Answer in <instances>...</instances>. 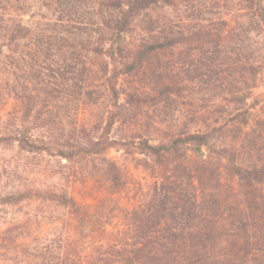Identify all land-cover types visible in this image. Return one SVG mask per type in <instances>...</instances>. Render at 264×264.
Here are the masks:
<instances>
[{
    "label": "trees",
    "instance_id": "1",
    "mask_svg": "<svg viewBox=\"0 0 264 264\" xmlns=\"http://www.w3.org/2000/svg\"><path fill=\"white\" fill-rule=\"evenodd\" d=\"M46 1L48 13L31 25L30 0H0V76L5 95L22 105L0 110V146L59 156L81 174H93L89 163L99 158L115 184L120 168L103 153L133 148L153 183L126 209L121 236L87 258L36 241L19 216L0 223V255L15 264L21 254L33 264H264V118L250 123L264 68V40H255L264 0ZM169 10L181 11L180 21ZM126 77L132 84L122 90ZM195 85L214 92L203 124L184 122L154 141L144 117ZM102 104L110 108L104 127L64 124L73 106ZM33 200L81 224L90 216L65 188L0 190V207Z\"/></svg>",
    "mask_w": 264,
    "mask_h": 264
},
{
    "label": "rangeland",
    "instance_id": "2",
    "mask_svg": "<svg viewBox=\"0 0 264 264\" xmlns=\"http://www.w3.org/2000/svg\"><path fill=\"white\" fill-rule=\"evenodd\" d=\"M30 1L33 6L30 12L24 15V21L36 25L41 20V15L48 13L45 6L47 1ZM169 12L175 21H180L181 11L169 10ZM193 21L188 23L193 24ZM255 40L261 46L264 33L261 37H255ZM5 80L6 77L0 76V110L6 115L9 111L21 112V103L5 95L3 90ZM131 80L127 77L122 78L119 87L122 90L129 89L132 84ZM135 84L141 85L142 82L138 80ZM142 85L141 87H150V83L147 81ZM212 94L214 95V92L203 89L200 85L192 86L191 89L184 90L182 94L172 92L171 100L151 112L150 118L147 115L144 117L143 126L146 127V121H150L149 126L156 138L154 141L163 137L171 128L177 125L181 126L184 122L194 129L195 125L203 124V117L200 118V115L203 116V111L213 107L214 104L207 100ZM251 101L255 103L251 110L250 120L251 125H254L257 119L264 118V68L258 76ZM224 102L219 98L217 104ZM109 111L110 108L107 104L98 107L81 105L78 109L73 106L68 117L64 118V124L69 126L70 122L72 124L76 121L79 126H85L88 130L93 128L94 124L102 123L101 127H104ZM193 119H196V122ZM119 131L121 132L120 129H116L115 134ZM221 139L224 138L221 137ZM103 156L119 166L122 177L121 184H115L110 179L106 163L102 165V160L99 158L95 159L98 165H95L94 162L89 163L88 170H93V174H81L78 170L74 171L67 160L59 156L48 154L34 156L19 152L18 147L0 146V170L5 173L0 182V190L30 185L52 186L56 189L65 188L86 207L90 214L81 224L73 218L69 210L54 204L33 200L22 206L0 207V223H7L13 217H22L32 238L40 243H52L57 247L59 244L65 243L71 260H76L78 253L87 258L91 253L97 252L101 243L121 236L126 223V209H130L146 199L153 183L149 171L139 160L143 156L135 149H126L123 146L112 147L108 148ZM27 257L21 254L20 259H24V261L17 264H33V260L27 262ZM13 261L11 254L0 255V264H15Z\"/></svg>",
    "mask_w": 264,
    "mask_h": 264
}]
</instances>
